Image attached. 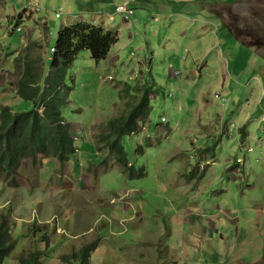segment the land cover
Instances as JSON below:
<instances>
[{
    "label": "rangeland",
    "instance_id": "1",
    "mask_svg": "<svg viewBox=\"0 0 264 264\" xmlns=\"http://www.w3.org/2000/svg\"><path fill=\"white\" fill-rule=\"evenodd\" d=\"M38 1L40 12L24 0H0V124L3 107H34L17 94L26 62L42 72L40 103L50 49L71 19L117 29L119 39L106 59L83 50L68 70L62 114L77 152L63 164L24 160L13 178L0 176V252H9L2 264H20L21 256L30 264H68L89 244L95 247L90 264H264V121H243L255 106L264 113L251 95L264 86V0L187 3L188 15L203 19L215 1L237 35L225 47L218 44L220 32L198 33L191 41L194 21L164 17L185 2L134 1L126 19L127 12L109 8V0ZM166 49L170 53L161 55ZM179 54L187 68L174 75L176 66L170 69L168 62ZM232 62V76L222 86L220 67L226 63L229 75ZM252 74L256 79L247 84ZM138 83H151L155 94L146 120L121 140L134 168L129 178L100 136L126 111L123 88L135 94ZM230 122L236 127L227 134L222 127ZM238 126L250 133L242 147Z\"/></svg>",
    "mask_w": 264,
    "mask_h": 264
},
{
    "label": "trees",
    "instance_id": "2",
    "mask_svg": "<svg viewBox=\"0 0 264 264\" xmlns=\"http://www.w3.org/2000/svg\"><path fill=\"white\" fill-rule=\"evenodd\" d=\"M24 2L26 4V0ZM228 30L231 31L230 28ZM118 39L116 29H108L102 25L76 21L62 26L58 31L55 52L50 61L51 70L45 77L48 87L43 88L39 104L35 100L42 90L39 83L42 72L39 75L36 72L37 67L31 66L29 62L25 63L27 67L18 81L17 94L24 100L33 101L34 107L21 112H14L7 106L1 109L0 176L13 178L24 160L35 164L38 159L55 158L63 164L77 152L71 125L65 121L62 114V106L68 99L65 91L68 70L83 50H88L94 59H106L112 44ZM149 84H137L134 87L135 94H130L129 86L123 88L122 91L129 96H122L126 111L109 120L105 132L100 136L104 148L110 150L129 178L134 177V168L130 166L121 140L125 135L135 133L139 120L145 121L148 117L151 107L150 94L155 91V87ZM11 183L13 180H10L9 184ZM2 237L4 233L0 226V239ZM94 248V245H85L78 254L74 253L67 258L68 264H74L71 259L79 260L78 264H90ZM8 253L0 252V264ZM31 256L38 259V253L30 254ZM18 262L30 264V259L21 256Z\"/></svg>",
    "mask_w": 264,
    "mask_h": 264
},
{
    "label": "crops",
    "instance_id": "3",
    "mask_svg": "<svg viewBox=\"0 0 264 264\" xmlns=\"http://www.w3.org/2000/svg\"><path fill=\"white\" fill-rule=\"evenodd\" d=\"M109 1L111 2L109 4V6H108L109 8L116 7V5L113 4V1L112 0H109ZM126 1H128V0H123V2H126ZM129 1H128V3H129ZM134 1H137V2H140V3L143 4V1H145V0H133V1H131L129 3V5L132 4ZM164 1L165 2H169V1H180L181 3H183V2L186 3L184 5V8H179V9L175 8L173 5H170L171 7H174V8H173V10L172 9H169L168 10V13H165L164 17H168V21H169L170 17H174V18H184L185 21H194V23H193V29L195 30L196 34L192 36L193 37V40L191 39V41H196L198 39L196 37V36H198V33H206V32H208L209 36L213 35L214 37H216L217 36L216 34L218 32H220L219 37H217L218 42H219L218 44L219 45L221 44L224 47L226 46L225 44H229L230 43L231 39H236V37L232 34V32L231 31L229 32L228 26L225 23V21H224V19L222 17V14L220 12V9H218V6L216 5L215 1H212L211 4H209L210 10H209V12H207V13H209L208 16H206L207 13L202 12V15L204 14V16H203L204 18L203 19H198L200 16H198V17L189 16L188 13H191V12H186L185 11V9L188 6L187 5L188 2H190V1H197V0H164ZM218 4H220V2ZM140 15H141V13H140ZM74 21H72V19L70 20V22H74ZM126 21L127 20H125V23H126ZM134 21H137V19H134ZM199 21L201 22V27H199V28L196 29V24ZM45 24L47 26V22ZM153 36H156L157 38H160V36H161V30L160 29L159 30H156V34H154ZM185 38H186L185 36H183V35L180 34L179 41L185 40ZM216 42L217 41L214 40L210 44L211 48H213L214 50L216 49V46H218L216 44ZM172 44H173V47H174L175 46V41L174 42L172 41ZM177 44H179V43H177ZM184 46H187V45H184ZM210 46L208 45L207 48H209ZM184 49H185V47H184ZM226 50H227V48H226ZM169 53H170V50L169 49H166V50H164L162 52L161 55L169 54ZM219 57H221V51L218 53V58ZM51 58H52V56L50 57V59ZM181 59H182V61H181ZM184 59H185L184 55L183 54H179L178 55V58L176 60H174L172 62L171 61L168 62V66H170L171 64H173V66L175 65L177 69H179V68H187V62H185ZM237 65L235 64V67ZM204 66H206V63H205ZM233 66H234V62H232L229 65V68H230V74L229 75H227V73H226V68H227L226 63L220 67L221 75H224V77H221V79H222V81H221L222 86L227 81V79H228L227 77H231L232 76V67ZM190 72H191V69H190ZM167 73L169 75L170 71L167 70ZM169 77H170V75H169ZM261 77H262V81H263L264 80V68H263V66L261 68V76H260V78ZM254 79H256V75L252 74L249 77V79L247 81V84L251 80H254ZM153 94H155V93H153ZM251 95L253 96V98H257L258 99V102L260 103L259 109H261L264 106L263 105V99H264V86H263V84H261V90L253 89L251 91ZM218 101H219V99H218ZM219 103L222 104V102H220V101H219ZM242 110L243 109H241V111H239V112L244 113V111H242ZM258 117H261L262 118V121H264V113H261L258 110V108L255 106V107L249 109V111H247V112L244 113L243 121H245V123H247V121H249L248 122V124H249L251 121H254ZM207 126H210V124L204 123L203 127H207ZM236 130H238V132L240 133V136H241V139L242 140H240L239 145L242 147L243 145H245L246 138L250 135V133L247 131L246 127H244V126H241V127L238 126V128ZM238 163H240V162H238ZM172 264H174V263H172Z\"/></svg>",
    "mask_w": 264,
    "mask_h": 264
},
{
    "label": "built area",
    "instance_id": "4",
    "mask_svg": "<svg viewBox=\"0 0 264 264\" xmlns=\"http://www.w3.org/2000/svg\"><path fill=\"white\" fill-rule=\"evenodd\" d=\"M129 1V0H128ZM128 1H126V2H124V3H122V4H119L118 6H117V11H120V12H127V15H131L132 13H133V10L132 11H127V9H128V5H127V3H128ZM29 4V5H31L32 6V10L34 11V12H40L41 10H42V5H41V2H39L38 0H26V4ZM61 11H59V12H57V16L58 17H60L61 16ZM55 51V49H51V52H54ZM176 72V71H175ZM215 96L217 97V98H222L221 97V94L219 93V92H216L215 93ZM223 104V103H222ZM162 120H163V118H162ZM236 127V124H235V122H230L228 125L227 124H225L224 125V127H222L223 128V131L224 132H226L227 134H229V132L231 131V129L232 128H235ZM237 161H240L238 158H237Z\"/></svg>",
    "mask_w": 264,
    "mask_h": 264
},
{
    "label": "clouds",
    "instance_id": "5",
    "mask_svg": "<svg viewBox=\"0 0 264 264\" xmlns=\"http://www.w3.org/2000/svg\"><path fill=\"white\" fill-rule=\"evenodd\" d=\"M40 2V1H39ZM26 5V4H25ZM116 8H117V6H116ZM116 11H117V9H116ZM117 12H120V11H117ZM57 14V13H56ZM132 15H133V13L131 14V15H127V13H125V17L127 18V19H131L132 18ZM61 16H62V14H61ZM60 16V17H61ZM58 17V16H57ZM74 21V20H73ZM74 22H76V21H74ZM71 23V22H70ZM68 25V24H67ZM46 26V25H45ZM229 28V27H228ZM53 49H55L54 47H52ZM51 48V49H52ZM51 49H50V53L51 54H53L54 52H51ZM185 57V56H184ZM170 67V69H172V64L169 66ZM176 71V72H175ZM175 71L174 72H172V73H174V75H180V69H175ZM151 94H153V93H151ZM150 94V95H151ZM236 162L238 163L239 161H237V159H236Z\"/></svg>",
    "mask_w": 264,
    "mask_h": 264
},
{
    "label": "bare ground",
    "instance_id": "6",
    "mask_svg": "<svg viewBox=\"0 0 264 264\" xmlns=\"http://www.w3.org/2000/svg\"><path fill=\"white\" fill-rule=\"evenodd\" d=\"M129 3H127V5H128ZM118 6V5H117ZM133 9H131V8H129L128 7V9H127V11H132ZM222 97V96H221ZM220 100H223V98H219Z\"/></svg>",
    "mask_w": 264,
    "mask_h": 264
}]
</instances>
